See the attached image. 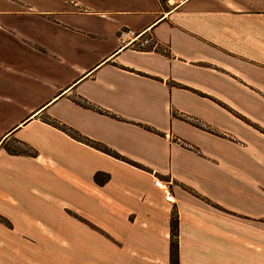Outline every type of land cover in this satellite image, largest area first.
I'll return each instance as SVG.
<instances>
[{
  "label": "crops",
  "instance_id": "obj_1",
  "mask_svg": "<svg viewBox=\"0 0 264 264\" xmlns=\"http://www.w3.org/2000/svg\"><path fill=\"white\" fill-rule=\"evenodd\" d=\"M86 1L0 10V264H261L264 0Z\"/></svg>",
  "mask_w": 264,
  "mask_h": 264
},
{
  "label": "rangeland",
  "instance_id": "obj_2",
  "mask_svg": "<svg viewBox=\"0 0 264 264\" xmlns=\"http://www.w3.org/2000/svg\"><path fill=\"white\" fill-rule=\"evenodd\" d=\"M79 1V6H76L77 8L79 7L80 9H90L89 5L86 3L88 1L86 0H0V10L2 8H8L11 10H20V11H29V7H35L36 9H45L47 8L48 4L50 2H58V3H64L66 5H74L76 2ZM11 19L8 17H0V22L3 25V27H34L33 30L35 31L34 37L39 39V40H44L43 37V30L45 29V25L48 24L45 22V20L39 19L35 16L31 17H24L20 15H13L10 16ZM8 25V26H7ZM26 25V26H25ZM1 34V32H0ZM38 34L40 36H38ZM2 35V34H1ZM38 64H41L38 61ZM54 247V252H59L57 249L59 246L58 245H53ZM56 256L54 255V260L56 261L57 264H59V258H55ZM59 257V255L57 256ZM261 264H264V255L261 257Z\"/></svg>",
  "mask_w": 264,
  "mask_h": 264
},
{
  "label": "trees",
  "instance_id": "obj_3",
  "mask_svg": "<svg viewBox=\"0 0 264 264\" xmlns=\"http://www.w3.org/2000/svg\"><path fill=\"white\" fill-rule=\"evenodd\" d=\"M49 123H51L52 125L56 126L59 129L63 130L64 132L68 133L71 137H73L76 140L82 141L88 145L99 148V149L103 150L104 152H106V153H108V154H110L116 158L127 160V159L123 158L122 156H120L118 153H116V152H114V151H112V150H110L104 146L97 144L96 142H94L93 140H91L87 137L82 136L80 133L74 131L70 127L62 125V124L55 122V121H49ZM128 162L132 163L131 161H128ZM132 164H134V163H132ZM0 220H3L2 217H0ZM170 254H171V258H170L171 264H178V216H177V212L175 210L172 211L171 220H170Z\"/></svg>",
  "mask_w": 264,
  "mask_h": 264
},
{
  "label": "built area",
  "instance_id": "obj_4",
  "mask_svg": "<svg viewBox=\"0 0 264 264\" xmlns=\"http://www.w3.org/2000/svg\"><path fill=\"white\" fill-rule=\"evenodd\" d=\"M118 38L121 41L122 44H131L137 49H144L148 45H150V42L152 41V37L149 34H146V36L143 38L142 33H134V31L130 29H121L118 32ZM155 185L158 187H165L166 184L162 185L161 180L155 179L154 180Z\"/></svg>",
  "mask_w": 264,
  "mask_h": 264
}]
</instances>
